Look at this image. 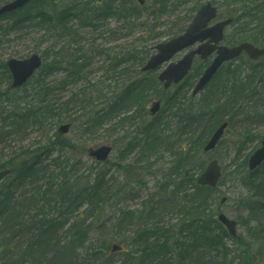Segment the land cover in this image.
<instances>
[{"label":"rangeland","instance_id":"1","mask_svg":"<svg viewBox=\"0 0 264 264\" xmlns=\"http://www.w3.org/2000/svg\"><path fill=\"white\" fill-rule=\"evenodd\" d=\"M12 1L14 0H0V8ZM52 1L57 5H79V2L85 5L87 0H47L46 4L50 6ZM121 1L128 7L141 8L137 0ZM146 1L143 11L141 10L142 14L137 16L136 21L130 20L127 31L124 30L125 27L118 29V24L125 23L116 18L97 21L100 25L97 28L83 26L79 20H74L72 27L79 33V43H74L70 35L59 36L57 32H48L45 28L36 29L24 25L21 29L7 30V27L2 26L0 127L7 124L6 131H12L9 120L4 121L3 117L14 112L16 108L23 109L28 103H33L35 90L31 88L35 84L36 89L38 88L37 81L33 80L35 83L31 81V85L27 87L31 94H27L24 88L9 92L12 77L6 70L5 63L10 59H27L34 53L42 55L43 51H49L50 48L52 60L56 59L57 52L61 53L59 60L64 59L61 68L45 80L53 88L54 94L50 99L52 98L55 105L60 102L66 104L69 108L67 114L71 118H66L62 123L53 122L55 124L46 129L30 126L21 136L10 133L4 149L1 148L3 144H0V165L13 157L21 165L31 158L33 151L47 146V141L52 135L58 134L60 126L70 124L68 134L64 135V143H71L65 148L55 150L51 157L61 155L68 158L70 164H76L79 169L76 173L83 175L80 185L92 183L97 175L102 177L105 173L107 183L103 184L104 190L101 191L106 199L104 205L88 216V222L92 226L87 232L86 248L83 252L74 254L70 264H132L133 259L123 258L120 253L123 250L128 252L132 248L131 244L140 229L138 224L147 221L151 225L161 222L166 227L174 224L183 226V205H188L191 209L192 205L187 199L180 205V201L173 198L172 190L177 186L180 176L186 174L189 179H192V175L197 177L200 168H205L211 160L216 159L222 167V177L216 191L212 193L210 209L215 218L222 212L230 219L237 220L238 233L246 239L245 244H238L230 236L223 238L231 250V256L236 251L241 253L244 250L251 254H244L240 261L237 259L233 264H264V218L258 221L249 219L245 203L242 202L249 197V206L254 199H264V165L254 173L248 170V158L264 137V69L262 73L258 72L264 60L255 65L242 57L237 62L226 64L225 70L216 79L198 96L192 97V91L205 68L200 59L195 61L188 79L192 81L188 84L185 82V87L188 86L189 89L182 91L181 87H172L164 91L158 75L166 64L157 71L144 73L136 60L130 62L126 57L128 54H135L143 57L145 64L155 53L153 48L182 33L191 17L207 2L219 8V16L215 22L236 16L238 8L244 7V3L242 0H177L169 5L166 12L156 16L152 13L155 0ZM97 2L95 0L93 4L94 9ZM41 3L43 2H34L22 12L27 13L28 9H35ZM7 21L9 20L0 22V26L6 25ZM237 28L244 32L254 27L249 26L246 30L245 26L235 22L226 29L227 36L232 37ZM78 46L83 47L85 55L90 58V64L77 77L70 75L73 68H69L68 62L78 54ZM184 53L186 51L176 55L172 61H178ZM114 63H121V67L110 71V66ZM232 74L236 78L233 79ZM38 76L39 73L35 79ZM250 77L254 79L251 84L248 82ZM64 79L68 80L67 84L59 87V82ZM231 79L234 84H238L234 86L228 83ZM139 83L143 84L140 96L133 97L134 93L124 92L131 85L138 87ZM248 84L246 89L253 87L252 93L255 95H251L248 90V94L238 101L235 89ZM83 89L88 91L86 99H82L84 102L80 100ZM77 93L80 96L76 99L74 95ZM248 95L252 97L251 100L247 98ZM234 98L236 100L233 102ZM178 99L185 103L184 107L177 104ZM155 100H160L162 107L157 115L151 116L149 110ZM239 102L240 107H237ZM229 104L234 106L233 114L225 118L229 125L216 148L205 152V145L219 127V123L224 120L220 114L223 110L221 105ZM108 105L112 112L103 117L104 122L98 125L96 113L102 114L104 109L108 110ZM187 109L191 112H187ZM199 112L203 116L195 115ZM183 119L190 120V123L184 125ZM104 145L112 147L113 151L105 163L96 162V157L91 158L89 152ZM184 148L191 149L186 157V152L182 151ZM51 157L45 158L46 165L51 163ZM181 160L182 164L178 166ZM76 177H71L70 181ZM24 185V188L19 186L17 195L23 191L32 193L38 187L29 182ZM187 186L191 187L190 183ZM224 198L226 201L222 203ZM85 208L89 210L92 205L84 204L81 211ZM158 209H161V213ZM171 209L174 210L173 213ZM147 210H153L152 214L148 215ZM28 212L27 207L21 215V222L29 218ZM54 213L57 214L56 211ZM256 216L260 218L264 214L258 213ZM63 218L67 225L76 221L74 214L65 215ZM216 230L219 236L223 235L220 230ZM189 235L190 232L185 234V238ZM126 237L130 244L122 245L120 241ZM249 242L251 250L247 245ZM114 244L122 245L123 250L111 252ZM181 248L165 257L158 255V259L154 260L155 264H223L221 253L217 256L215 250L191 248L185 241ZM86 249L90 253L85 254ZM99 257L106 260L102 263ZM42 264H47V261L43 260ZM142 264H145L144 261Z\"/></svg>","mask_w":264,"mask_h":264},{"label":"trees","instance_id":"2","mask_svg":"<svg viewBox=\"0 0 264 264\" xmlns=\"http://www.w3.org/2000/svg\"><path fill=\"white\" fill-rule=\"evenodd\" d=\"M40 1L43 3L40 4L39 10L30 9L27 13L7 14L1 19H12L14 16V21L8 25L10 29H21L28 24L27 27L30 28H45L48 32L55 31L59 36L70 35L74 43H78V34L72 27L73 20L77 19L84 25H92L98 19L91 1L85 5L83 3L80 5H75V3L74 5H54L51 3L49 10L46 9L47 1ZM172 1L155 0L152 13L158 16V13L166 12ZM262 1L263 3H261ZM255 3L257 5H252L250 12L239 19V22L246 21L245 25L256 24L257 29H254V33L247 35L245 39L252 42L261 41V36L264 35V0H256ZM100 4L103 6V11L108 12V15H115L117 18L123 17L132 20L139 14V8L135 6L127 8L120 0H102ZM256 30L257 32H255ZM81 50L82 48H79L77 52ZM51 53L52 48L49 51H43L44 64L39 71V76L34 80L37 81L38 88L36 89V84L31 88L35 90V95L32 98L33 103H28L23 109L16 108L10 115L8 113L6 119L9 120L8 124L12 131H6L5 127H0L2 149L5 148L10 133L21 136L27 132L30 126L46 129L49 125L55 124L53 122L62 123L66 118H71L67 114L69 108L66 104L63 105L60 102L55 105L52 103V98L50 99V96L54 94L53 88L45 80L64 64V59L59 60L61 53L57 52L56 59L50 60ZM133 55L128 54L127 60H134L135 55L134 57ZM83 58L85 59V57ZM80 59L81 57L75 54V58L68 62L69 68H73L71 76L78 77L87 66L85 60L84 63H79ZM67 82L66 79L60 81L59 87H64ZM87 89H83L80 100L86 99ZM26 93L31 94L28 90ZM79 94H75L74 98L77 99ZM82 102L84 101L82 100ZM108 108L111 110L109 105ZM97 118L98 124H101L102 115L98 112L96 113ZM6 119L4 121H8ZM11 119L13 120L11 121ZM64 139V136L54 134L47 141V146H41L33 151L31 158L26 159L21 165H18L14 157L0 165V264H42L43 260H46L47 264H70L73 255L83 252L82 250L86 248L87 232L92 226L88 222V216L104 205L106 199L101 191L104 190L103 184L107 183L102 177L94 179L92 183L86 182L84 185H80L83 175L76 173L79 170L77 165L70 164V160L61 155L51 157L55 150L65 148L71 143H64ZM49 157L52 158V161L46 165L45 158ZM75 176L77 177L70 181V178ZM179 179L177 186L172 190L173 198L176 197V200L180 201V205L184 199H187L192 205V209L188 205H183L184 214L188 216L192 214L188 225L189 230H193V238L196 239L192 248L215 250L217 256L221 253L220 258L223 264L228 261L230 264L236 263V260L240 261L244 254L251 255L249 251L244 250L241 253L236 251L231 256V250L223 240V238L229 237L227 232L220 226L212 211L207 213H211L210 215L204 214L208 210L209 198L210 205L212 203L213 190L195 184L193 197H189L187 179L185 176ZM27 182L38 187L32 193L24 191L18 199L15 190L19 189V186L26 187L24 184ZM262 192L264 193V189ZM247 201H243V203H245L249 219L258 221L264 218V216L260 218L256 216L258 213L264 214V202L252 200L248 206ZM86 203L87 205L91 204L92 208L88 210V207L81 211ZM27 207L29 208V218L21 222L20 219L23 218L21 215ZM55 211L57 214L54 213ZM152 211L147 210V214L151 215ZM158 211L161 213V209ZM70 214H74L76 221L67 225L63 217ZM262 225L264 226V224ZM176 226L166 227L161 222L153 225L147 221L140 223L138 224L140 229L131 244L132 248L130 251H123L120 254L123 258L133 259L132 264H142L143 261L145 264H155L154 260L158 259V255L165 257L171 252L182 249V239H185L182 232L185 229L183 226L179 228ZM216 229L220 230L223 235L219 236ZM262 232L264 233V229ZM179 233H182V238H176ZM232 241L238 244L246 243L243 236L234 238ZM16 243L18 244L16 245ZM120 243L122 245L130 244L128 237L121 239ZM247 245L251 250L250 242ZM88 252L90 253L86 249L85 254ZM149 255L152 257H148ZM250 258L253 259V257ZM99 260L103 263L106 259L99 257Z\"/></svg>","mask_w":264,"mask_h":264},{"label":"water","instance_id":"3","mask_svg":"<svg viewBox=\"0 0 264 264\" xmlns=\"http://www.w3.org/2000/svg\"><path fill=\"white\" fill-rule=\"evenodd\" d=\"M31 0H16L13 3H10L0 9V14L6 11H14L16 9L21 8L26 3L30 2ZM216 16V9L213 8L211 5L204 6L199 12L197 17L195 18L194 22L190 25V27L186 30L185 34L172 39L166 43L160 44L156 47L158 53L151 57L149 62L146 64L144 70H154L161 64L169 61L175 54L180 52L181 50L193 45L198 40L204 41L210 35H213L215 42L218 43L223 35V30L226 25L231 23L232 20H227L222 22L212 29H205L214 17ZM210 44V43H208ZM208 46L207 44L201 46L199 50L193 51L187 56H185L182 60H180L177 64H170L169 67L160 75V80L165 81V87L168 88L173 82L178 83L181 81L189 72L193 58L197 53L202 54L204 57L211 52L210 49L205 48ZM204 48V49H202ZM219 55L214 61V63L208 68L205 72L204 76L198 83L194 94H197L199 90H201L213 77L216 73L218 68L222 65L224 61L233 59L240 55L242 50H246L252 57L257 58L261 54L264 53V50L256 49L254 46L250 44H243L236 48H226V47H219ZM206 52V53H203ZM42 59L38 54L32 55L30 58L25 60H17L12 59L8 61V66L11 69L14 77V81L12 84V88L19 87L23 85L32 75L33 73L41 66ZM159 109V103H156L152 112L155 113ZM226 125L222 126L217 133L212 138L209 145L206 147V150L212 149L216 142L218 141L219 137L223 133V130ZM64 130V128L62 129ZM109 147H102L97 150L93 155H97L98 159L105 160L110 153ZM264 161V141L263 146L258 149L250 158L249 160V167L250 170L256 169L261 163ZM220 177V168L216 161H213L209 167L207 168L206 172L200 177L199 183L201 184H209L210 186H215ZM220 221L227 226L230 233L232 235H236V222L227 218L224 214L219 216ZM115 249V248H114Z\"/></svg>","mask_w":264,"mask_h":264},{"label":"flooded vegetation","instance_id":"4","mask_svg":"<svg viewBox=\"0 0 264 264\" xmlns=\"http://www.w3.org/2000/svg\"><path fill=\"white\" fill-rule=\"evenodd\" d=\"M224 41H225V42H223V44H224V43L227 44V42H229V41H227V38H226V37L224 38ZM231 46H233V45H231ZM192 49H193V48H192ZM215 55H216V54H212L211 56H209L210 58H209V57L207 58V60H206V59H202L201 56L198 55V56L196 57V59L205 60V61H203L204 64H209V63H211V61L215 58ZM242 55H245V53H243ZM196 59H195V60H196ZM235 61H238V60H235Z\"/></svg>","mask_w":264,"mask_h":264}]
</instances>
